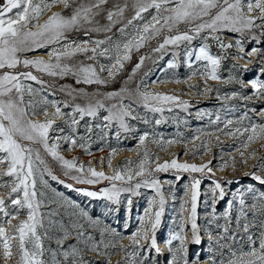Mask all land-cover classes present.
Here are the masks:
<instances>
[{
    "label": "snow or ice",
    "instance_id": "snow-or-ice-1",
    "mask_svg": "<svg viewBox=\"0 0 264 264\" xmlns=\"http://www.w3.org/2000/svg\"><path fill=\"white\" fill-rule=\"evenodd\" d=\"M56 2L63 3L65 9L72 7L71 14L66 16L56 12L43 23H39L41 15ZM107 3L108 0H51V3L49 0H3V3H0V178L4 176L12 178L11 183L0 181V188L8 189L6 196H0V257L3 258L4 264H9V261H13L14 264H60L56 258V250L45 246V241L53 238L50 233L57 229L62 233L56 237L57 246L62 250L60 254L65 260L72 257V264H90L77 247L71 246L70 250H63L64 240L71 234L69 227L62 220L56 219L59 208L63 205L52 207L47 212L41 211L45 207L46 194L44 191L38 192L37 176L40 184L45 187L48 186V181L44 179L47 174L58 183L66 184L69 189L88 198L106 201L104 207L110 214L124 211L128 214L124 217L125 229L129 227L127 221L131 218L135 198L141 196V189L146 188L154 192V195L148 198L147 206L139 217L138 229L130 236L131 243L119 245L117 250L124 251L125 256L122 262L118 261L117 264H159L154 259L149 261L148 254L155 251L157 256L163 255L164 249L157 242V231L162 224L167 203L164 194L165 183L170 188L173 184L171 181L162 183L157 173L173 170L176 173L174 177L176 182L184 179L181 173H206L214 176L210 166L212 161L203 164L187 161L180 163L176 158L159 163V157L150 153L146 147L138 153L136 162L125 160L122 162L123 167L117 165L114 168L111 154L117 149L112 148L107 161V167L113 168L111 175L88 166L91 162L86 165L78 162L76 158L67 159L59 151L61 141L69 148L78 146L90 152L94 130L99 131L101 134L99 139L104 141L113 127L117 139L122 134L135 132L136 129L130 124L131 120H140L144 124L153 123L147 115L134 114L136 108L142 107L148 113L159 114L160 118L154 120V125L159 126L167 122L165 112L172 113L177 108L187 110L190 102L174 93H160L149 89L146 78L150 74V69L149 72L143 73L134 90L122 88L118 92L97 91L89 94L81 88L61 86L60 91L70 99L48 101L45 97L41 109L45 120H33L30 114L36 115L38 109L31 99L25 102V94L31 98L55 88V85L42 78L43 75L53 79L71 75L77 85H107L124 70L125 64L132 59L134 52H139L151 41L162 37V40H158L156 46L151 48V53L157 58L153 59L147 54L140 55L129 79L137 75L146 60H152V63L156 64L164 59L165 55L170 54L172 58L166 62L167 69L177 68L181 57L189 68L196 62H202V68H198L192 75L205 77V84L208 80H222L225 85L238 84L240 89L251 88L252 96L264 103V80L253 78L245 83L242 78L232 75L231 72L227 78L220 75L223 62L230 58L229 49H239L237 55L247 59L248 64L253 63L254 55L264 54L256 47L250 51H246L244 47L246 40L248 43L264 41V0H131L130 4L129 0H124L123 4L117 3L112 9L107 10V24L102 25L96 17ZM129 7L133 15L125 17ZM150 10H155V14L146 20L145 14ZM180 24L186 25V30L181 31ZM117 25L121 39L113 41L110 34ZM79 31L83 32L84 39L78 41L70 38L71 33ZM225 32L237 34V38L234 41L228 40L223 35ZM92 33H104V38H94ZM196 39L201 40L198 47L193 45ZM209 41L216 44L218 53L211 52ZM40 49H49L48 59L40 56L27 57L26 53ZM77 55L85 56L91 63L72 62ZM100 58L107 59L109 64H101ZM248 64L240 65L233 62L232 68L248 71ZM34 71L40 75L34 74ZM104 72H107L108 78L102 76ZM261 72L264 74V69H261ZM28 81L35 82L40 88H34ZM189 87L197 88V94L219 92L214 88L199 89L198 85ZM229 96L241 100L245 109L253 102L252 96H244L242 92L233 91L226 94L224 99L227 100ZM80 97L89 98L84 104L75 103ZM112 100L116 102L106 103ZM125 100L128 101L127 104L124 103ZM133 105H136V108H133ZM49 107L55 109L52 116L61 117L71 134H65V129L48 117ZM62 107L70 111H62ZM101 110L107 113L102 118L99 117ZM251 111L255 112V109ZM196 115L203 117L210 116L211 113L198 111ZM97 118L100 119L99 123L95 122ZM260 118L264 119V109H261ZM245 121H248L246 126ZM81 122L84 135L79 133ZM220 122L219 115L210 121L214 125ZM216 130L229 136L246 138L241 141L244 149L256 139L264 140V123H253L247 110L235 120L225 118L223 127H217ZM52 131L59 133L54 139L50 137ZM181 138L182 136L165 139L160 133L144 131L139 136L138 146H145L147 141L152 140L164 148ZM193 139L198 140L199 136ZM216 139L219 142V136ZM37 145L59 163L64 175L73 182L89 186L100 185L102 181H107L108 184L96 188H75L74 183H66L53 174ZM192 155H196V152L194 151ZM254 155L253 150L249 157ZM240 156L241 163H247L243 151L240 152ZM230 159L234 165L235 158ZM153 162L155 167L151 166ZM244 175L251 176L264 186V171L259 175L255 171L245 172ZM203 178L191 176L189 183L185 185L184 192L188 199L181 203L182 211L176 230L165 240L167 250L172 256L166 264H264V192L257 193L251 187L232 192L234 199L227 201L226 210L218 216L217 204L225 201L230 194L225 185L232 184L235 180L226 177L216 178L212 187L202 193ZM248 195L252 196L250 204L247 202ZM201 196L207 197L203 201L209 208L208 228L205 232L212 246L211 254L204 260L198 252H193L191 258L189 257L190 245L199 246L204 243L201 229L197 224ZM234 201L238 204V211L233 226ZM47 204H56V201L48 200ZM187 204H190V209H186ZM69 206L79 209V218L87 222L88 228H98L100 231L101 238L96 241L84 223L75 222L71 225V230L75 231L77 240H83L89 251L107 257L109 255L107 249L117 246L110 242L106 243L105 236L109 233L117 235L116 229L109 226L101 227L99 220L93 219L75 202H71ZM185 210L187 215H184ZM22 211L27 213L24 219L20 218ZM220 219L225 223H218ZM213 224L217 232L215 236L210 230ZM141 240L146 243L142 244ZM46 254L51 255V262L45 258Z\"/></svg>",
    "mask_w": 264,
    "mask_h": 264
},
{
    "label": "rangeland",
    "instance_id": "rangeland-1",
    "mask_svg": "<svg viewBox=\"0 0 264 264\" xmlns=\"http://www.w3.org/2000/svg\"><path fill=\"white\" fill-rule=\"evenodd\" d=\"M51 3V0H49ZM0 3H3V0H0ZM123 4L124 0H108V3L103 6L101 9L100 15L96 17L97 21L100 24H107L106 20V12L109 9H112L115 4ZM131 0H129V4ZM75 7V5H73ZM60 12L64 15H70L72 12V7L65 9L64 4L61 2L52 3L51 8L46 11L43 15H41L39 19V23H43L48 19L53 13ZM155 14V10H150L149 13L145 14V18L150 19L151 15ZM133 15L131 7L125 12V17H130ZM119 25L113 28L112 35L113 41H117L121 39V34L117 31ZM179 29L181 31L186 30V25L180 24ZM92 37L103 39L104 33H92ZM224 36L227 37L228 40L234 41L237 38V34L223 33ZM70 38L76 40L84 39V35L82 31L73 32L70 34ZM259 38V37H258ZM158 40H162V37L157 38V40L151 41L144 48H141L139 52H134L132 54L136 56L135 62L132 64L128 61L125 64L124 70L116 77L115 80H110V83L107 85H98L97 87H88L86 84L77 85L75 82V78L71 75L66 76L64 78H56L53 79L47 75H43V79L47 81L49 84L55 85L54 89H48L46 92L32 96L31 98L25 94V102L29 99L32 100V103L37 107L38 112L36 115L31 116L30 118L33 120L44 121L45 115L41 110L44 106V98L46 97L48 101L56 100V101H64L69 100L70 98L65 95L64 92L60 91L61 86H71L72 88H81L84 89L89 94H94L97 91L101 93H108L113 91H120L122 88L135 89L136 85L139 83L141 76L144 72H149L150 74L146 78V84L149 89L154 92L160 93H168V94H176L180 96L181 99L188 100L190 102V106L187 110L177 108L172 113L165 112L164 117L166 118L165 123H162L159 126L154 125V120L159 119V114H153L146 112L145 109L136 108V105H133V108H136V113L140 115H147V118L153 123L144 124L140 120H131L130 124L136 129L135 132L131 134H122L119 139H117L114 135L115 128L108 133L106 140L101 141L99 139L100 133L98 130H94L90 142V152H86L84 149L80 147L69 148V146L63 141H61V147L59 148L60 153L65 156L67 159L76 158L78 162H83L88 165V162H91V167H95L97 170H102L106 172L110 170L109 175L112 174L113 168L117 165L123 167V161L131 160L133 162L137 161L138 153L142 152L146 147L150 153H154L155 156L159 157V163H163L164 161H171L172 159L178 158V162L183 163L187 161L188 163L195 164H203L208 161H212L211 168L213 175H207L206 173H181L184 179L176 182L174 177L176 175L175 171L169 170L166 173H157V176L161 180L162 183L166 181H171L173 187H169L167 183L164 186V194L167 200L165 205V214L162 218V224L157 231V242L159 246L164 249L163 255L157 256L155 251L150 252L149 261L156 260L159 264H166L167 261L171 260V253L168 252L167 246L165 244V240L170 236V234L176 230V224L179 222V215L181 214V203L188 198L185 196V185L189 183V178L191 176L204 177L201 183V192H206L212 187L213 181L216 178L226 177L229 180H235L234 183L225 185L226 189L229 191V196L225 201H221L217 204L216 212L217 215H221L224 213L227 207V201L233 200L232 192H236L241 189L253 188L257 193L264 192V186L260 185L258 181H255L251 176H245V172L255 171L256 174H261L264 171V140L256 139L248 145L247 149H244L241 146V141L246 138L241 137H233L226 134H223L217 131V127H223V121L225 118L233 119L240 117L243 115L244 111H248L249 117L253 123L261 124L264 123V119H261V109H264V103H261L257 97L252 96V89H240L238 84L225 85L222 80H208L207 84L204 83L205 77L201 75H192L194 71L198 68H202V62H196L192 68H189L181 57L178 60L179 66L175 69H167L165 67L166 62L171 59V55H165L164 59L159 60L158 63L153 64L152 60H146L143 68L137 73V75L129 79V75L132 71V68L135 66V63L138 62L140 55H151L153 59L157 57L155 54L151 53V48L155 47ZM201 43L200 39H196L193 41L194 46H199ZM211 44V52L213 54L218 53V48L214 42L209 41ZM245 50L250 51L251 48L256 47L260 49L261 53H264V41L261 43H256L255 41L248 43L247 40L244 44ZM48 51L49 49H40L38 51L28 52L26 53L28 58L33 57H43L44 59H48ZM239 49L232 48L228 50L229 59L225 60L222 64L220 75L223 78H227L229 73L232 75L242 78L245 83L253 78H258L260 80H264V74H262L261 69H264V54L252 57L253 63L248 64V60L242 58L237 55ZM44 53V54H43ZM43 54V55H42ZM45 55V57H44ZM47 56V57H46ZM84 61L85 63H91V61H87L86 57L83 55H77L72 62H80ZM101 64L108 65L109 61L105 58H100L99 61ZM233 62H236L240 65L248 64V71L242 70H233L232 65ZM161 69H164L161 71ZM23 70V69H22ZM34 74L40 75L34 71ZM123 74V78L120 75ZM104 78L107 77V72L102 73ZM160 81L158 83L153 81ZM177 80L179 82H177ZM28 83H32L34 88L39 89L40 85L35 84V82L28 81ZM117 84L116 89H108L107 87L110 85ZM94 85V84H90ZM189 85H198L199 89L204 88H214L218 89L219 92L216 91L206 92L203 94H197L198 89L189 87ZM55 92L53 95L52 92ZM233 91L242 92L244 96H252V103L247 105V109H245L243 102L239 99H233L229 96L227 100L224 99L226 94H230ZM89 97H80L77 98L75 103L84 104L86 99ZM115 100L106 101V103H115ZM125 104L128 103L127 100L124 101ZM255 109V112H252L251 109ZM48 117L52 118L56 121V124L59 127H63L65 129V134H71L70 129H68L62 122L61 117H53L52 113L55 111L54 108H48ZM62 111H70V109H64L62 107ZM203 113H211V115H204L203 117H198L196 115L197 112ZM29 113L31 110L29 109ZM107 113L101 110L99 117H103ZM216 115L221 117V122L218 125L211 124L210 121L215 120ZM88 119V118H86ZM186 121V123H185ZM97 123L100 122V119L97 118L95 121ZM245 126L248 121H245ZM83 122H81V127L79 128L80 135H84ZM239 127V125H237ZM144 131H148L150 133H160L163 135L165 139L169 138H178V142L173 143L171 145H167L164 148L158 146V144L152 140L146 142L145 146H138V140L140 134ZM58 132L52 131L50 132V137L53 139ZM199 136L198 140H194L193 137ZM219 136V142H217L216 137ZM201 142H204L203 144ZM27 143V142H25ZM40 148L39 145L36 146ZM112 148H116L117 151L114 154H111V163L113 168L107 167V161L110 157V150ZM103 149V150H101ZM255 151V155L249 157V154ZM70 151V152H68ZM196 152V155H192L193 152ZM243 151L245 153V158H247V163H241L242 157L240 156V152ZM40 154L45 159L47 166L52 170L53 174L58 176L61 180L66 181V183H74L75 188H96L107 185V181H102L100 185L89 186L82 185L73 182L69 177L64 175V170L61 168L59 163L52 159L50 155H47L42 148H40ZM120 154L124 155L121 159L117 160V156ZM130 156V157H129ZM231 157L235 158V163L233 165ZM103 161V162H101ZM226 162V163H225ZM223 165V166H222ZM152 167H155V162L152 163ZM7 166L5 165V168ZM112 170V171H111ZM44 179L48 181V186L45 187L40 184L39 177L37 176V190L44 191L46 194L45 197V207L41 209L42 212H47L50 208L56 207L57 205H63V207L59 208V215L56 217L58 220H62L66 226L69 227L71 234L67 236L64 240L63 250H70L71 246H75L80 249L81 254L90 261V264H117L118 261L122 262V258L125 256V252L122 250H117L119 245H127L130 244V236L133 232H135L139 227V217L143 214L144 208L147 206V200L150 196L154 195V192L150 189L142 188L141 196L135 198L133 209L130 214V219L127 221L129 223V227L127 229L124 228V223L126 222L124 217L128 214L124 211L119 213H109L107 209L104 207L106 201L102 200H93L92 198H88L81 193L74 191L73 189H69L66 187V184L58 183L56 180H53L51 176L45 175ZM12 178L4 176L0 178V181L5 183H11ZM53 189L55 191H53ZM8 192L7 188H0V196H6ZM62 194V195H59ZM174 194V195H173ZM207 199L206 196H201V203L198 206V219L197 224L201 229V235L203 237L204 243L199 246H189V257L191 258L193 252L200 253L201 259H207L208 255H210L211 244L209 243L208 236L205 232V229L208 228L209 221V208L207 205L203 203V201ZM48 200L56 201V204L49 205L47 204ZM71 202H75L80 206V208L84 209L89 213V215L93 219H97L100 221L101 227L109 226L110 228L116 229L117 235L113 236L112 234H107L105 236V242L116 245V248H108L107 252L109 255L103 256L99 255L96 252L89 251L85 246L83 240L78 241L76 238V234L74 230H71V225L75 222L84 223L85 227L88 228L87 222L85 220H81L79 218V209H73L69 205ZM247 202L252 203V196H247ZM260 203V201H257ZM186 209H190V204L186 205ZM238 211V204L234 201L232 207L233 214V226L235 221V215ZM76 215H73V213ZM26 211H22L20 213V218H26ZM184 215H187V211H184ZM251 219V216L249 217ZM220 224H224V220L220 219L217 221ZM16 223V221H13ZM212 235L215 236L217 234L215 230V224H213ZM88 231L92 234L96 241L100 240V231L98 228H88ZM53 237L52 239L45 241V246L50 247L51 249L56 250L57 252V260L60 264H72V257H69L67 260L61 255V249L57 246L56 237L61 236L62 233L57 229L50 233ZM190 236L191 233L189 232ZM142 244L146 242L144 240L140 241ZM175 246V244H174ZM132 249H129L131 251ZM225 256H227V250H225ZM49 262H51L52 257L50 254H46L45 257ZM133 258H130V260ZM0 264H4L3 258L0 257ZM9 264H14L13 261H9Z\"/></svg>",
    "mask_w": 264,
    "mask_h": 264
},
{
    "label": "trees",
    "instance_id": "trees-1",
    "mask_svg": "<svg viewBox=\"0 0 264 264\" xmlns=\"http://www.w3.org/2000/svg\"><path fill=\"white\" fill-rule=\"evenodd\" d=\"M135 58H136V56L133 55V56H132V59H131V61H130L132 64L136 61ZM120 77L123 78V77H124L123 74L120 75ZM97 86H98V85H95V84H94V85H89L88 87H97ZM116 87H117V84H114V85H110V86H108L107 88H108V89H116Z\"/></svg>",
    "mask_w": 264,
    "mask_h": 264
},
{
    "label": "bare ground",
    "instance_id": "bare-ground-1",
    "mask_svg": "<svg viewBox=\"0 0 264 264\" xmlns=\"http://www.w3.org/2000/svg\"><path fill=\"white\" fill-rule=\"evenodd\" d=\"M43 54H44V53H43ZM43 54H42V55H43ZM44 57H45V55H44ZM46 57H47V56H46ZM68 152H70V151H68ZM123 156H124V155L120 154L119 156H117V157H118L117 160L121 159ZM129 157H130V156H129ZM109 171H110V170H107L106 172L109 173ZM111 171H112V170H111Z\"/></svg>",
    "mask_w": 264,
    "mask_h": 264
}]
</instances>
